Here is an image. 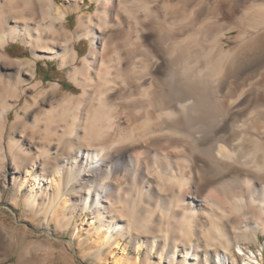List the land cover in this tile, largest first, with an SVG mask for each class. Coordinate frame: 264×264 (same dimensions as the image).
Segmentation results:
<instances>
[{"label": "bare ground", "instance_id": "bare-ground-1", "mask_svg": "<svg viewBox=\"0 0 264 264\" xmlns=\"http://www.w3.org/2000/svg\"><path fill=\"white\" fill-rule=\"evenodd\" d=\"M84 1L0 0V180L43 194L30 206L44 236L17 264H70L50 224L66 229L75 206L85 229L99 222L85 253L119 236L112 264H139L126 235L186 262L260 264L245 251L264 234V0L240 17V0ZM158 36V58L135 72L137 44ZM10 42L30 56L11 58ZM40 59L75 88L45 85Z\"/></svg>", "mask_w": 264, "mask_h": 264}, {"label": "rangeland", "instance_id": "rangeland-1", "mask_svg": "<svg viewBox=\"0 0 264 264\" xmlns=\"http://www.w3.org/2000/svg\"><path fill=\"white\" fill-rule=\"evenodd\" d=\"M57 2H61L62 0H56ZM90 3V7L87 8L85 6L86 3ZM220 4L224 7H227L228 0H220ZM251 1L242 0L238 1L234 6H232L233 14L235 17L242 16L243 10H246L250 7ZM240 3V4H239ZM245 3V4H244ZM93 2L89 0H85L82 4L83 11L92 10ZM239 10V12H238ZM238 12V13H237ZM75 13H72L68 16V28H73L75 26ZM155 18V16H154ZM232 35L235 32L231 33ZM163 38L159 36L152 41L146 43L145 45H140V53L138 50V54L135 57L136 61L134 64L137 66L135 72H142L143 64L151 63L150 61L154 60L153 58H158L160 45ZM241 40L247 38H240ZM157 40V41H156ZM244 40V41H245ZM230 45H234V43L230 42ZM157 44V45H156ZM79 55L85 53L88 49V40L82 39L81 41L75 44ZM170 48V44L167 46ZM158 48V49H157ZM149 51V53H148ZM155 51V52H154ZM146 52V53H145ZM4 53H8L11 58L14 57H28L30 56L29 48L21 44L20 42H10L6 45L4 49ZM154 53V54H153ZM205 50L202 53L204 58ZM145 54L147 55L145 57ZM158 54V55H157ZM140 55V56H139ZM150 55V56H149ZM152 56V57H151ZM139 57V58H138ZM197 58V57H196ZM150 60V61H149ZM138 61V62H137ZM80 61L77 60V64ZM140 62V63H139ZM264 64H261L260 67L257 66L256 72H262L264 70ZM262 66V68H261ZM142 68V69H140ZM261 68V70H258ZM69 68L60 69L56 59L54 60H46L40 59L37 63V78H41L45 85H47L50 81H59L61 85V90H73L75 87L73 83L67 77V70ZM9 119H12V114L9 115ZM8 162H6V167L8 166ZM21 179V180H20ZM18 180H11V178L7 177L5 180H0V264H17L18 255L20 253H24L28 248L31 251L33 250V245L30 244V241L43 238V232H40L42 226L36 220H33L34 213L31 208V200L36 199L39 200L42 198L43 194L41 192H37L36 190H32L27 185L19 191V185L22 181V178ZM4 183V184H3ZM3 184V185H2ZM5 185V186H4ZM4 187V188H3ZM18 191V192H17ZM31 195V196H30ZM13 198H17L18 205L15 206L11 203ZM80 208L79 206H75L73 212V218L69 222V226L66 229H62L55 225V223L50 224V229L54 231L55 237H50V239L57 245H62L64 247L66 257H68L70 264H112V261L118 256V250L112 254L110 251L115 247L116 241L119 240V236L117 239L111 242L110 244L103 247L101 254L94 251L92 255H88L84 252L85 248L88 245V242L93 238V230L99 224V222L95 221V226H92L88 229H85V224L81 226L82 223H86L87 221V213L83 214L82 219L80 218ZM31 217V219H30ZM2 223V224H1ZM26 226V234L19 231V226ZM6 227V228H4ZM81 227V228H80ZM18 229V230H17ZM7 230V231H6ZM80 234H75L76 231H80ZM22 233V235H20ZM8 234V235H7ZM15 235V237H14ZM20 235V236H19ZM259 238L255 242H247L249 246L248 250L245 251L246 254L251 255L252 252L254 255L258 256V260L260 264H264V234L259 233ZM24 237V238H23ZM126 237V238H125ZM72 239L73 246H70L68 240ZM122 244L119 248L125 247V256L126 258H130L132 260H137L139 264H204L203 260L197 259L194 262H186L179 257L178 252L173 253H165L167 251L166 247L162 246L157 249L154 248L152 251L145 248H137V243L133 241L129 236H124L122 238ZM140 241L146 239L145 236H140ZM148 240V238H147ZM8 242V243H7ZM27 243V244H26ZM244 244V243H243ZM136 246V247H135ZM160 250V251H159ZM83 251V252H82ZM236 252V250H234ZM237 253V252H236ZM259 254L261 256H259ZM221 260L215 258L210 260V264H231V262H220ZM244 261L243 255H240L238 258V263H242ZM63 260H57L54 264H62Z\"/></svg>", "mask_w": 264, "mask_h": 264}]
</instances>
